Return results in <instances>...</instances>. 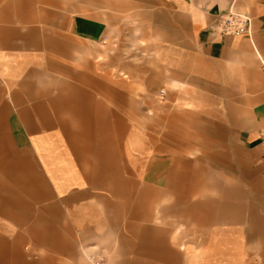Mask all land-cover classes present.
<instances>
[{"label":"crops","instance_id":"obj_1","mask_svg":"<svg viewBox=\"0 0 264 264\" xmlns=\"http://www.w3.org/2000/svg\"><path fill=\"white\" fill-rule=\"evenodd\" d=\"M229 11L251 17L250 36L212 31ZM99 56L133 83L95 76ZM147 67L166 87L146 99L165 114V157L143 153ZM99 84L101 97L78 88ZM94 107L119 133L138 118L132 150L124 137L97 159L134 168L83 166L110 131ZM263 134L264 0H0V264H264ZM110 175L135 179H95Z\"/></svg>","mask_w":264,"mask_h":264},{"label":"rangeland","instance_id":"obj_2","mask_svg":"<svg viewBox=\"0 0 264 264\" xmlns=\"http://www.w3.org/2000/svg\"><path fill=\"white\" fill-rule=\"evenodd\" d=\"M137 39L136 37H134V33H130V35L127 37V42H125L126 44H141L142 46L147 45V41L145 39L140 40L139 41L135 40ZM141 39V38H140ZM135 40V41H134ZM111 43V42H110ZM118 45H120V42L116 43ZM142 56V60L143 61H148L149 60V53H145L143 52L141 54ZM133 57H134V53L130 52V53H125V58L126 61H131L133 62ZM99 60L97 62V64H95V76H97L98 78H101L103 75L109 76V78L111 79V82H113L114 80L123 78L126 82L128 83H133V70L132 69H119V68H110V70H108V73L105 69H103V66L101 64L102 60H101V56L98 57ZM112 61V60H111ZM132 64V63H131ZM112 65V64H111ZM150 69L149 67L147 68H143L142 69V75H141V88H142V116H141V126H142V142H143V153H147L146 155L148 156H159V157H165V153H158L155 154V148L156 146L160 147L163 146L165 143V125H166V120L164 118V112H157L154 110H151V107L149 105V101L150 100H146L147 98H150V96H154L157 102H163V98L160 96V91L163 89H166V87L164 85H155V80L153 81L151 79V75H150ZM113 80V81H112ZM151 83H153L151 85ZM154 86L155 90L153 92H151V87ZM93 87V91L95 94H97L96 96L101 97V92H102V85H95V86H82L79 85L78 88L79 89H83L86 91L89 88ZM111 87H115L114 85L111 84ZM80 97V96H78ZM96 98V97H95ZM80 103V102H79ZM98 102H94V104L97 105ZM112 104L113 102H110L111 105V109H112ZM95 116H93V127L94 129H101L102 125L99 124L98 125V121H101V119H104V121L106 120V122L109 123L110 126V131L106 132H93V140L90 141V139L87 140V148H86V153L87 156L90 157V160H85L84 163V167L86 168H90V169H112L113 172L115 171V173L119 172V169H123L124 167L126 169L129 168H134L133 165V160H125V164L123 160H97L99 159L101 156V151L105 148L106 151L109 150V152L111 153V158L113 157H118V152L121 149L122 145H123V138H126V144H127V148H129V150H132L133 148V142H129V136L133 135V133H131L130 131L128 132V130H132L133 125L135 124V121L138 120V118H135L132 113L131 115H127L126 117V125H127V132L125 134L123 133H119L118 130V117L115 115L109 116V117H102V116H97L96 117V113H100L103 112L101 109H98L96 107H94V111ZM112 113V111L110 112ZM72 119L73 120V126L76 128L77 126L80 128L82 125V118L74 116V117H69L67 118ZM101 123V122H100ZM139 124V121H138ZM104 129H107V127L105 126ZM92 134V133H91ZM79 135H81L79 133ZM86 133H83L82 136L85 137ZM101 138L105 139L102 140ZM152 147V150H150V148ZM16 150V149H15ZM17 151V150H16ZM17 153H19L24 160H33L32 154L26 150H21V151H17ZM128 155V154H127ZM145 155V156H146ZM144 156V155H143ZM102 158V157H101ZM92 159V160H91ZM123 161V162H122ZM150 164L149 161L143 160L142 164L140 165L141 168L145 169L146 167H148V165ZM95 179L99 180V181H103V183H108L111 186H117L119 184V181H123V179H125V183L123 182V184H125L126 186L128 185H133V179H135L134 177L131 176H126L124 177H119L116 175H110L108 177L106 176H101V177H95ZM122 183V182H120ZM144 182H142L143 184ZM179 230H183L181 227L179 228ZM89 248H87V253H88ZM94 250V249H93ZM98 249H95V251ZM92 251V249H91ZM89 251V252H91ZM88 258L91 260V254H88Z\"/></svg>","mask_w":264,"mask_h":264},{"label":"built area","instance_id":"obj_3","mask_svg":"<svg viewBox=\"0 0 264 264\" xmlns=\"http://www.w3.org/2000/svg\"><path fill=\"white\" fill-rule=\"evenodd\" d=\"M212 31L219 36L244 37L250 36L252 30V19L247 14L229 11L218 18L211 27ZM160 96H165V91H160ZM264 141V134L262 135Z\"/></svg>","mask_w":264,"mask_h":264}]
</instances>
